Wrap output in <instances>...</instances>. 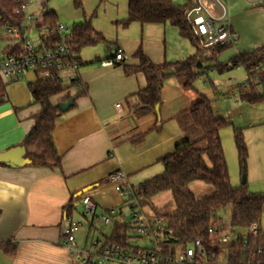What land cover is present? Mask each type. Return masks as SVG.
I'll use <instances>...</instances> for the list:
<instances>
[{
    "label": "crops",
    "instance_id": "obj_1",
    "mask_svg": "<svg viewBox=\"0 0 264 264\" xmlns=\"http://www.w3.org/2000/svg\"><path fill=\"white\" fill-rule=\"evenodd\" d=\"M75 1L71 0L74 4L73 11H68L70 2L52 3L49 6V0H31L30 13L43 17L48 11L54 12L58 23L66 21L68 24L65 25L71 28L91 20L93 27L107 41L102 42L104 45L100 47L87 46L76 54L79 57L78 75L81 86H75L71 82V71L66 72L61 80L65 90L51 97L53 105L73 100L67 111L60 109L52 133L61 167L37 166L20 150L18 153L22 164L0 163V242L7 243L10 249L14 248L13 253L0 248V264H77L62 244L65 210L70 204L75 207L72 215L83 221L77 235L78 243L87 244L91 250H94V240L104 243L110 235L105 236L102 232L101 225L106 223L91 226L83 216L81 199L86 193L97 202L99 213L113 211L115 218L119 219L123 215V220L130 222V213L125 214V209H128L125 198L108 182V175L122 170L128 181L134 187H139L147 179L161 173L164 167L159 159L172 153L182 140L197 136L195 129L190 132L189 128L192 127L184 115L197 100V94L211 100L215 114L230 122L233 136L234 128L243 130L249 151L248 169L253 173L251 177L247 170L249 183L257 184L264 179V154L263 151H258L259 158L256 149L257 141H264V134L259 131L264 129V118L259 114L261 102L249 103L241 99L240 87L248 79L243 66L237 67L245 70L243 82L231 76L228 82L216 87L207 79L206 82L211 83V94L208 89L201 88L200 91L197 88L198 79L194 83V90L187 91L181 80L172 75L161 91L159 115L156 111L137 115L134 111L136 93L146 86V76L143 73L127 75L122 65H104L103 62L113 57L117 47L123 48L128 56L125 62L130 65L138 63L133 54L139 46L143 47L144 52L156 64L184 60L195 53V47L187 39L191 47L183 44V56L179 52L170 55L164 39L144 41L143 37L129 38L121 28L126 29L134 24H140L142 28L145 25H171L139 22H132L129 26L122 25L120 22L128 16L129 0H81L80 6ZM172 1L177 3V0ZM228 1L230 8L226 23L239 38L236 43L228 46H235L233 52L229 53L230 56L222 57V53L228 48L217 55L220 62H228L264 46V0H244L242 10L235 0ZM204 2L215 14H219L225 4L224 0ZM184 3L194 7L197 0H185ZM112 29L115 30L114 37L107 34ZM159 30L161 33L162 29ZM177 30L182 37L178 28ZM28 31L36 30L26 20L20 38H15L8 27L1 28L0 61L9 55L19 54L17 46L22 48L21 40H30L26 36ZM37 32L41 36V44L37 47H42V35L39 30ZM89 48L93 50L86 51ZM185 52L190 54L185 57ZM208 70L205 68L206 72ZM260 71L264 73V69ZM0 77L7 83V99L0 104L2 153L22 146L33 128L42 105L34 101L29 83L43 77L34 71L15 81L6 80L1 74ZM249 183L247 181L248 189L252 191ZM87 188L91 189L79 195ZM77 196L79 200L76 199ZM147 210L154 213L149 205ZM114 220L113 218L111 226ZM131 244L143 246L145 242L138 244L131 240ZM109 264L128 263L110 261Z\"/></svg>",
    "mask_w": 264,
    "mask_h": 264
},
{
    "label": "trees",
    "instance_id": "obj_2",
    "mask_svg": "<svg viewBox=\"0 0 264 264\" xmlns=\"http://www.w3.org/2000/svg\"><path fill=\"white\" fill-rule=\"evenodd\" d=\"M23 1L26 0H0V30L3 27H18L23 30L25 14L14 12ZM75 2L77 6L81 5V0ZM192 7L190 4L183 6L175 4L172 0H129L128 16L120 22L122 25L129 26L132 22L170 23L176 26L181 36L188 39L196 49L193 55L184 60L156 64L144 52L143 47L139 46L133 54L138 59L136 65L127 64L126 60L117 63L123 66L127 75L143 73L146 76V86L136 93L137 103L134 105V111L137 115L155 111L156 105L161 101V91L170 76H177L185 90L193 91L195 81L206 72L205 68L224 72L243 66L248 73V79L245 82L246 86L240 87L241 99L249 103L264 101V73L258 69L264 65V46L252 53L234 57L228 62H220L217 55L231 44L202 47L187 19V13ZM57 23L56 14L48 11L44 14L43 24L38 30L42 32L45 26L55 27ZM58 39L57 35L42 38L44 44L42 46L52 47ZM106 41V37L93 27L91 20H86L72 28L68 43L70 49L79 54L87 46ZM23 42L24 40H21V45ZM17 47L19 54L24 52L22 48ZM76 59L79 61L78 56ZM208 62L211 64L205 66ZM170 68H175L176 72L164 75L163 71ZM6 87L7 83L0 77V104L7 99ZM29 88L34 101L42 105V111L36 116L33 128L23 141L25 154L37 166L60 168V156L52 140L60 107L51 103V97L64 91L65 87L60 80L43 77L29 83ZM184 115L197 132L195 137L199 135L200 137L195 140L190 138L182 140L172 153L159 159L164 167L163 171L147 179L140 186L144 203L151 207L155 216L164 220L167 233L171 234L168 241L171 249L179 244H188L198 236L206 238L214 221L224 213L230 219L234 231L238 233L234 241L235 250L232 256L234 263L264 264V252L258 253L257 250L250 261H243L245 250L240 233L247 231L253 222L261 221L264 212V192L250 191L246 182L239 186H234L231 182L220 135L221 130L229 126L230 122L217 116L211 101L202 94H197V100ZM234 141L240 170L247 174L249 151L241 128H234ZM195 181L212 185L216 191L203 198H197L190 186ZM166 192L171 194L174 207L158 209L153 199ZM76 199L79 200V197ZM74 208L73 204L67 206L66 214H72ZM107 214L115 220L101 250L106 246L121 250L130 248L137 250V246L131 244V233L134 231L131 222L124 221L123 215L119 219L115 218L112 211H108ZM0 248L8 253L14 252V248H8L7 243L0 242Z\"/></svg>",
    "mask_w": 264,
    "mask_h": 264
},
{
    "label": "built area",
    "instance_id": "obj_3",
    "mask_svg": "<svg viewBox=\"0 0 264 264\" xmlns=\"http://www.w3.org/2000/svg\"><path fill=\"white\" fill-rule=\"evenodd\" d=\"M30 3L31 0L21 2L14 12L24 13L25 20L38 30L43 24V17L30 13ZM227 17L228 8L225 4L222 5L221 12L215 14L204 0H197L196 6L187 13V19L204 48L234 44L238 41V34L226 23ZM8 31L15 38L21 37V30L18 27H8ZM71 32L72 28L63 23H57L55 27L45 26L41 32L42 38L57 35L58 41H55L52 47L46 48L35 47L30 40H25L22 46L23 53L9 55L0 61V74L8 81H15L23 79L28 72L34 71L44 78L61 81L64 74L71 71L69 75L71 82L75 86H81L77 56L68 43ZM127 58L123 48L117 47L113 58L104 61L103 64L113 65ZM258 69L263 70L264 65ZM245 86L244 84L243 87ZM107 179L113 184L115 191L125 198L130 222L145 245L137 246V250L135 248L121 250L113 246H106L101 250L104 243L94 240V250H91L87 244L78 243L77 235L83 226V221L72 214L65 213L62 244L69 250L77 264H109L110 261L128 264H235L232 256L238 233L234 231L229 218H219L214 221L206 238L198 236L188 244H179L171 249L168 242L171 234L167 233L164 220L147 210L140 186L134 187L122 170L110 173ZM81 204L83 216L91 226L100 222L113 223V218L107 213L98 212L97 202L90 194L86 193L82 196ZM240 234L245 250L243 261H250L256 250L258 253L264 252V232L261 221L253 222L247 231Z\"/></svg>",
    "mask_w": 264,
    "mask_h": 264
},
{
    "label": "rangeland",
    "instance_id": "obj_4",
    "mask_svg": "<svg viewBox=\"0 0 264 264\" xmlns=\"http://www.w3.org/2000/svg\"><path fill=\"white\" fill-rule=\"evenodd\" d=\"M70 2L68 4V11H73V2H71V0H49L48 5H52V3L56 4L58 2ZM237 2L238 6H243L244 0H235ZM178 4L180 3V5H184L185 0H177L176 1ZM182 2V3H181ZM187 2V0H186ZM228 10L230 8V3L228 0H224ZM176 3V4H177ZM31 4V3H30ZM240 7V8H241ZM243 9V7L241 8V10ZM62 22V21H61ZM64 24H68L66 21L62 22ZM157 27V28H154ZM124 29L123 32L126 33V35L133 39V38H141L143 37L144 41H157L160 38L163 40H165V43L167 44V49L169 50V54H175L176 52L180 53V56H183V44L187 45L188 47H191L190 42L187 39H184L182 37L179 36L178 30L175 26L172 25H167L165 27L163 26H159V25H155V26H148L145 25L143 28L140 26V24H134L133 26H130L129 28H121ZM162 29L161 33L159 32ZM109 36L114 37L115 35V30H110L109 33H107ZM27 37H29L30 41L32 42V44L37 47L41 44V36L39 35V33L36 31H28L26 34ZM98 45V46H97ZM97 47H100L102 45H104V43H99L97 44ZM235 46L229 47L228 49H226L223 53H222V57L225 58L226 56H230V54L233 52ZM211 48V47H210ZM93 50V48H89L86 51H90ZM230 53V54H229ZM185 57L188 56V54L190 53H186L185 52ZM229 54V55H228ZM211 63H205V66H209ZM232 71H234L232 73ZM245 70L244 69H232L230 71H224V72H219L215 69H209L207 72L202 73L201 76L198 78V80L196 81V86L197 88L201 91L202 89H205L209 91V93L211 94L212 92V87H211V83H207L206 80L210 79L211 82L213 84H215L216 87H218V85L220 84H224L226 81L228 82V78H230L231 76H235V78H237L238 80L242 81V78H244L245 76ZM243 82V81H242ZM211 91V92H210ZM211 101V100H210ZM264 103L261 102L260 104V111L259 114L260 116H262L264 118ZM190 123V132L193 131L194 126L193 124L189 121ZM221 137H222V142H223V146L225 149V155L227 158V163H228V168H229V174H230V178H231V182L232 184L235 185H240L243 184V179L244 176L246 178V180L249 183V177H247V174H243L240 170V166H239V162H238V151H237V147L234 141V136H233V128L232 126H227L225 128H223L221 130ZM260 133L263 132L262 134H264V129L261 128L259 129ZM200 135L198 137H189L192 140H195L197 138H199ZM256 149H257V153H258V157L260 158V153L258 151H263L264 154V141H257V145H256ZM264 156V155H262ZM264 159V157L262 158ZM249 164V163H248ZM249 170V169H248ZM250 176L252 177V170H249ZM246 181V183H247ZM251 184L250 189L253 192H264V179L257 184ZM191 188L194 191L195 195L197 198H203L205 196L211 195L213 194L216 189L209 184H206L204 182L201 181H195L193 183H191ZM153 202L155 204V206L158 209H169V208H173L174 207V200L171 196V194L169 192L166 193H161L160 195H158L157 197H155L153 199ZM151 208V207H150ZM129 210L125 209V214H128ZM222 216L220 217L223 219H228V216L224 213L221 214ZM261 226L264 232V212L261 216ZM102 224V222H100ZM102 226V232L105 234V236L109 235L112 229V226L110 224H105V225H101ZM132 235V242L133 243H138V244H144V241L140 240V238L138 239L137 237V233L135 231H133L131 233ZM101 239L103 240L104 237L100 236Z\"/></svg>",
    "mask_w": 264,
    "mask_h": 264
},
{
    "label": "water",
    "instance_id": "obj_5",
    "mask_svg": "<svg viewBox=\"0 0 264 264\" xmlns=\"http://www.w3.org/2000/svg\"><path fill=\"white\" fill-rule=\"evenodd\" d=\"M176 72V69L175 68H170V69H166L163 71V74L164 75H167V74H173ZM73 100L72 99H69L68 101L66 102H61L59 104V107L62 111H67L69 106L72 104ZM155 111L156 113L159 115V111H160V104H157L156 107H155ZM22 151V154H25V148L24 146H20V147H16V148H11L5 152H2L0 153V163H10V164H22V160L20 159V155L18 153V151ZM29 161V159H28ZM246 182V178L244 176V179H243V184ZM91 188H87L85 189L84 191H81L79 193V195H81L83 192H86V191H89Z\"/></svg>",
    "mask_w": 264,
    "mask_h": 264
}]
</instances>
